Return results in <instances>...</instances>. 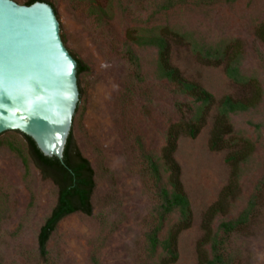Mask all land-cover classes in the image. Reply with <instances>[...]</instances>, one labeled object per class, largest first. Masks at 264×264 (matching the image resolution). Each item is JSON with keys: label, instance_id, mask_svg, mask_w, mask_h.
<instances>
[{"label": "rangeland", "instance_id": "rangeland-1", "mask_svg": "<svg viewBox=\"0 0 264 264\" xmlns=\"http://www.w3.org/2000/svg\"><path fill=\"white\" fill-rule=\"evenodd\" d=\"M25 4L26 0H15ZM56 6L61 36L86 70L78 76L80 100L73 136L95 171L93 214L76 212L63 218L48 243L46 260L38 251V234L58 198V188L44 178L20 132L0 135V264H152L147 234L156 217L158 197L140 158L138 139L160 153L169 125L177 119L173 97L164 80L154 78L156 50L137 49L146 79L136 82L125 54L134 30L161 27L186 34L171 41V62L199 82L217 99L239 97L243 88L231 80L225 65L204 63L194 43L216 45L235 39L244 43L242 70L264 88V42L256 35L264 21V0H50ZM105 10L93 14L91 5ZM169 7V8H168ZM214 111L196 137L178 140L176 158L193 210L192 225L179 237V259L174 264H198L197 244L202 219L228 184L230 148L211 150ZM233 142L244 138L255 151L243 164L241 197L244 207L264 176V97L259 106L232 116ZM216 224V223H215ZM238 264H264V200L261 220L249 235L233 239Z\"/></svg>", "mask_w": 264, "mask_h": 264}, {"label": "trees", "instance_id": "trees-1", "mask_svg": "<svg viewBox=\"0 0 264 264\" xmlns=\"http://www.w3.org/2000/svg\"><path fill=\"white\" fill-rule=\"evenodd\" d=\"M35 1L50 3L58 16L56 6L50 0H26L25 4L30 5ZM172 1H167L169 7ZM91 10L100 17L105 11L96 3L91 5ZM129 35L125 54L134 69L137 84L141 85L146 79L143 60L137 49L154 48L157 56L154 78L157 81L164 80L165 87L173 97V109L177 116L166 130L160 153L149 151L138 139L139 156L145 163V171L159 201L156 217L146 239L151 263L174 264L179 259V237L192 225L193 210L182 180V167L176 158L178 140L183 135L198 136L214 111L209 147L211 150L230 148L226 161L231 167V175L228 184L202 219L203 235L197 244L198 264H238L232 241L238 235L251 234L261 220V204L264 200L263 176L244 207L234 216L217 222L219 217L228 216L235 210L241 197L242 166L253 156L256 148L255 143L247 138L240 144L233 142L232 116L258 107L264 97V88L257 77L246 75L242 70L244 43L237 39L216 45L194 43V50L204 63L224 64L227 76L244 90L239 97L225 95L217 99L202 84L187 78L171 62L170 38L184 39L187 38L186 34L164 25L159 30H134ZM256 35L264 42V21L258 25ZM71 54L78 62L79 76L86 66L73 52ZM262 125L264 123L255 127L261 131ZM24 138L28 142L30 157L42 176L49 178L58 188L57 202L38 234V251L40 257L46 260L48 243L63 218L76 212L93 214L95 171L76 144L73 130L66 144L63 161L45 156L33 139L26 135Z\"/></svg>", "mask_w": 264, "mask_h": 264}, {"label": "water", "instance_id": "water-1", "mask_svg": "<svg viewBox=\"0 0 264 264\" xmlns=\"http://www.w3.org/2000/svg\"><path fill=\"white\" fill-rule=\"evenodd\" d=\"M79 100L78 62L53 6L0 0V135L19 131L63 161Z\"/></svg>", "mask_w": 264, "mask_h": 264}]
</instances>
